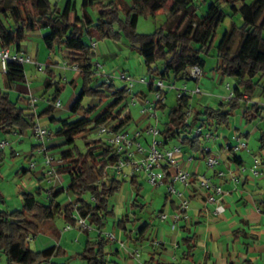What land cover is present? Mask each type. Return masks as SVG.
<instances>
[{"label":"trees","instance_id":"trees-1","mask_svg":"<svg viewBox=\"0 0 264 264\" xmlns=\"http://www.w3.org/2000/svg\"><path fill=\"white\" fill-rule=\"evenodd\" d=\"M167 1L131 0V4L127 5L123 0H81L79 15L72 0H67L63 8L52 5L49 0H0V51L8 49L19 53L29 34L46 29L47 33L42 37L45 47L52 52H66L67 64L77 66L84 80L70 109V114L77 117L65 122L51 117V107L36 114L32 108L19 105V100H11L7 92L0 90V133L23 134L32 127L36 117L47 116L53 124L62 122L55 131L49 132L50 138L53 135L63 140L57 157L62 164L56 166V173L59 177L66 176L69 179L65 189L55 191L51 188L48 191V206L38 201L37 194L22 191L20 210L0 212V253L6 257L7 264H51V259L60 255L58 251L55 253V247L32 251L27 241L28 237L39 232V224L49 213L57 193L66 190L76 198L74 204L65 208L66 219L71 227L76 226L73 218L76 214L92 229L101 231L106 220L113 215L109 199L119 192L123 181L110 174L109 169L119 155L103 139L84 149L78 147L76 140L87 132L109 124H113L110 129L119 130L132 120V116L128 109L129 93L126 85L117 88L112 83L107 86V83L97 84L92 79L96 68L92 62L93 47L89 43L91 29L101 40L124 41L141 57L147 74L145 79L149 82V93L153 90L152 83L155 80L169 86L173 85L174 80L189 81V69L198 67L202 70L205 57L212 50L215 51L216 60L213 71L221 78L236 81L229 100L220 102L216 108L203 106L191 121L187 119L190 95L177 96L176 104L170 108L164 101L160 102L157 109L166 112L160 129L164 146L177 141L179 146L188 145L192 151L204 156L200 148L202 139L193 134V125L199 123V127L212 133L218 127L228 128L233 110L237 107L243 108L244 122L250 124L258 120L264 123V105L248 102L244 96L245 91H254L259 87L264 93V0L250 3L245 0H198L209 2L202 13L195 5L196 0H170L172 3L165 12L167 20L180 9H185L191 17L185 28L180 33L158 29L150 35L138 34V18L141 15L154 16L164 9ZM28 2L35 14L25 10L24 5ZM88 7H96V19L88 14ZM70 14H73L72 21ZM235 17L241 20L239 26L234 22ZM226 19H230V29L224 30L220 40L212 45L216 29ZM235 31L239 39L236 49L230 53ZM87 38L89 41H86ZM23 65L13 60L6 61L4 75L8 88L25 81ZM105 90L111 91L107 94ZM135 95L138 97V92ZM85 96L96 98L98 104L94 107L82 106L81 99ZM25 102L29 103L28 100ZM52 102H57L56 96ZM259 130V143L264 149V129ZM40 148L41 144L36 146V149ZM2 158L0 151V163ZM232 158L239 161L236 154H232ZM104 176L106 180H102ZM134 178L131 183L136 185V191L132 205L137 206L140 185ZM86 196L92 197L94 201L84 199ZM109 240L100 235L96 242H87L81 253L82 258L89 264H103V249ZM191 241L192 237L186 240L187 248H190ZM188 251L191 252L192 248Z\"/></svg>","mask_w":264,"mask_h":264},{"label":"crops","instance_id":"crops-1","mask_svg":"<svg viewBox=\"0 0 264 264\" xmlns=\"http://www.w3.org/2000/svg\"><path fill=\"white\" fill-rule=\"evenodd\" d=\"M26 4H29L32 8L29 2ZM162 11L165 13L164 10L159 12ZM30 13L35 14V11ZM70 20H73V14H70ZM42 31L47 33L46 29H38L31 34L43 37L46 33ZM89 37L90 44L96 42V46L93 48L94 57L92 59V62H96L98 59L96 52L102 53V49H98L99 45L96 40V37L98 39L99 37L92 29L90 30ZM126 47L124 50L129 51L130 56L125 59L126 69H123V72L130 74L135 79L137 78V80L145 78L147 74L141 57L128 46ZM9 55H19L29 58L30 61L24 64H29L46 75L42 84L43 94L41 100H37L31 96L32 93L29 90H19L18 99H16L19 100V105L32 108L36 114L51 107L53 112L51 117L60 119L62 122L70 121L77 117V115L70 114V109L81 91L79 87L82 88L84 80L79 70H74L72 67L64 65L65 62L67 63L66 52L62 53L58 50L52 52L45 45L43 47L39 43L36 44L34 49L33 44L27 41L25 45H22L19 53L9 50ZM39 65L41 66L40 69ZM103 70L104 68H102V74L94 70L92 74L94 82L97 84L107 83V86L112 83L115 86L113 81H106V77L103 76L105 75ZM117 70L115 69V71ZM140 72H143V74ZM2 73L4 88L0 87V90L7 92L10 88L6 85L4 70ZM217 79L218 76L214 78V81ZM207 83L208 81H204L205 85H208ZM125 85L126 83L123 82V86ZM66 86H69L71 90L68 100L62 106L59 98L65 91ZM147 90V85L136 83L135 93L138 92V102L134 107L137 110H140L144 99L148 97L149 92ZM105 91L109 94L111 90ZM215 94L220 96L216 89ZM54 96L59 101L58 106L52 102ZM33 98L36 100L34 103H32ZM84 99L88 101L87 105L83 104ZM25 100H28L29 103L27 104ZM225 100L221 98L219 102ZM39 101L44 104L41 109L37 105ZM260 103H264V100ZM97 104L98 100L94 97L85 96L81 99V105L84 107H94ZM129 107L131 105H128V109ZM43 119H47L50 124H53L49 120V117L43 116L41 118L36 117L32 126L35 123L40 124ZM142 120L143 122L138 124ZM162 120L164 122L165 119L163 118ZM62 122L54 123V125H57L58 128ZM242 123L246 125L244 121ZM149 124L152 123L146 122V119L143 117L137 122L132 117V120L121 129L132 133L135 130L144 129ZM112 125L109 124L107 127H111ZM31 129L32 127L29 130ZM96 130L98 129L93 131ZM93 131L87 132L77 138L82 142V149L94 144L97 140H105V137L99 133L97 138L90 139L89 135ZM216 131H213V134L215 133L217 137L213 144V151L221 152V158L219 165L214 169L206 167L202 160L203 155L200 152L192 151L188 145L181 146L183 154L180 158V164L183 169L192 173L193 177L190 179L187 187L179 183H176L175 187L182 191L189 199L188 218L181 219L178 222L174 221L172 215L179 204V200L173 199L167 194L164 184L154 187V194H145L143 182H146V180L143 173H138L134 176L133 180L140 185V189L137 196V206L132 205L136 185L131 183L132 179L126 181L116 176L114 170L110 168L109 173L113 174L116 179L123 181L121 189L126 183L129 191L125 196L121 195L116 199L115 196L119 194L120 189L118 193L109 199V208L112 209L113 215L106 220L105 227L101 231L92 229L89 232H83L76 227L65 229L68 224L65 208L70 204H74L76 198L72 193L70 196V192L64 190L55 195L49 213L39 224V232L27 238L29 249L36 252L49 247H55V253L58 251L60 255L53 257L51 264H89L81 255L87 242L94 243L99 240L100 235L105 238L107 234H111L113 239H110L103 249V264H264V178H260V173H264V167L260 169L257 166L254 169L252 161L244 169L241 157L236 155L239 161H234L233 158L231 159L232 154L221 149L226 144L232 145L235 143V132L231 137H224V141L220 140V135ZM25 133L26 131L23 134L11 133L16 137L13 143L23 145L25 143ZM29 137L34 139L32 134ZM143 137L146 142H149V137L145 133H143ZM239 137H242L240 133ZM36 143H29L32 155L24 160L17 157L20 155L14 149H11L10 157H6L3 152L5 148L0 150L3 154L2 162L0 163V176L7 174L8 178L18 177L26 179V190L21 188L22 184L17 185V192H14L16 195L15 200H12L10 205L6 203L5 207H1L0 205V212L3 210H20L22 206L20 192L22 191L45 195V202L37 199L40 203L48 206L50 203L48 191L51 188L58 191L67 187H64L62 183L63 179H67L66 176L53 179L46 175V168L43 164L44 157L39 149H37V152L39 156L41 155L42 159L37 161L36 164L34 163L36 146L40 145ZM44 144H46L44 146L45 149L48 147L49 150L55 148L56 150H60L63 140L52 135ZM147 144L145 143V146ZM172 145H178V142L166 144L165 147ZM202 147L203 144H201L200 148L202 149ZM46 152L48 153V151ZM48 154L53 155L54 153L49 152ZM54 155L58 157L59 151H56ZM30 164H34V167L31 168ZM259 165H264V162H261ZM250 169L258 172V174L252 175ZM174 170V168H169L168 174L173 173ZM216 173H222V176L217 177ZM202 175L209 178L212 184L221 186L223 195L221 196L220 204L223 210L219 213L214 212L217 204L207 203V194L199 188L198 179ZM102 180H106V177L104 176ZM42 182H48L51 186L48 189L44 188ZM149 187L152 186L149 185ZM83 198L90 202L94 201L89 196ZM160 214H165L167 218L160 219ZM58 220L62 221L61 226ZM144 228L145 231L141 232ZM191 237L192 241L189 243V246L192 248V251L187 252V249L190 248H187L185 242ZM30 242L31 245L29 246ZM33 245L34 249L31 248ZM136 252L139 254L138 258L135 256ZM3 258L6 259L0 253V264H6Z\"/></svg>","mask_w":264,"mask_h":264},{"label":"rangeland","instance_id":"rangeland-1","mask_svg":"<svg viewBox=\"0 0 264 264\" xmlns=\"http://www.w3.org/2000/svg\"><path fill=\"white\" fill-rule=\"evenodd\" d=\"M49 1L51 2L52 5L57 4L59 8H63L67 0H49ZM72 1L75 3V9L77 13L80 15L81 14V0H72ZM123 1L127 5L131 4V0H123ZM252 1L253 0H245L246 3H250ZM171 3L172 2L170 0L167 1L163 9L164 12H166V9L171 5ZM208 4L209 2L203 3L202 1L199 2L198 0H196L195 2L196 7L199 8L200 10L199 13H202L203 9L205 10ZM24 8L28 12H34V10L30 7L29 4H25ZM87 12L93 19L97 18L98 11L96 7H88ZM190 20H191V17L189 13L187 12V10L185 9H180L176 14L171 15L168 20H167L166 14L163 13V11L158 12L154 16L145 17L141 15L138 18V22L136 25V32L142 35H150V34H153L158 29H163V30L169 29L171 31H177L178 33H180L185 28V26L190 22ZM234 22L236 26H239L241 23V20L240 18L235 17ZM228 29H230V19H226L223 25L218 26V28L216 29L215 35H214L212 45H215L220 40L223 31L228 30ZM42 32L46 33L44 31ZM238 39L239 37L237 35V31H235L232 43L229 47L230 53H233L234 50L236 49ZM96 40H97V44L99 45L98 49H102V53L96 52V55H97L96 57L98 58L97 59L98 64L101 65L102 68H104L103 72H105L106 76H111V79H112L111 81H113L116 87H121V85L123 86V82L117 77H115V74L116 73L120 74L121 72H123V69H126L125 59L130 56V52L124 50V48H127L126 43L124 41L118 42L115 40L105 41V40L98 39L97 37H96ZM27 41H30L33 44L34 49L37 43L41 44V46L44 47L42 37L29 34L27 40H25L23 45H25ZM86 41H89L88 38L86 39ZM110 46L113 47L114 52H113L112 47ZM215 65H216L215 51L212 50L209 56L205 57V65L201 70L202 76L199 78L198 82H192V81L185 82L183 80H174L172 88L170 89L166 88L165 94L163 96L164 97L163 100L167 108L173 107L176 104L178 92L180 90H183L184 88L190 92L189 95L191 96L190 109L187 115L188 121H191L193 119L195 113L199 111L201 107L210 106L211 108H216L219 106V103H220L219 100L221 98L227 100L236 81L232 78H221L217 73L213 71V68L215 67ZM115 69H118V70L115 71ZM2 71H3V68L1 65L0 87L4 88ZM24 71H25L26 80L24 82L15 83L10 89H8L7 92L9 94V97L14 101L18 99L19 90H25V91L29 90L32 93L31 96H33L37 100H41V96L43 94L42 84L46 78L45 73H42V71L41 72L38 71L35 67H32L29 64H24ZM101 73H102V70H101ZM140 73L143 74V72H140ZM216 76H218V79L214 81V78ZM202 81H203V84H202ZM204 81H208L207 83L208 85H205ZM226 84H229L230 86L229 89L226 88ZM197 87H200L199 93H195V89ZM79 89H81V87H79ZM215 89L219 92L220 96L215 94ZM70 90H71L70 87L66 86L65 91L60 95L59 100L61 101L62 106L68 100L69 98L68 95L70 93ZM192 91H194L193 94H191ZM150 95L151 93L148 94L149 98H150ZM244 96H245V100H247L248 102H258L259 104L264 105V103H260L262 102V100H264V93H262L260 87L254 91H249V90L245 91ZM87 103L88 101L84 99L83 104L87 105ZM37 105L41 109L44 104L43 102L39 101ZM129 110L135 122L142 119L140 110H137L136 107L131 106L129 107ZM242 112H243V108L241 107L235 108L233 110V114L231 115V118L229 121V127L228 128L218 127L217 131L216 130L214 131L218 132V134L220 135V140H224V137L226 136L231 137V135L234 134V132H235L236 137L239 136V133H240V135L242 136L240 137V140L246 144L247 148L238 151L236 155L243 159V163H244L243 168L246 169L245 167H247L248 164H251V162L255 158L258 159V161L264 162V149H262L261 144L259 143V138H260L259 129H264V123H261L260 121L257 120L250 124L245 122L246 125H244V123H242L243 122ZM165 115H166V112H163V113L160 112V123L158 125L159 129H161L162 127L161 123H163L162 119L163 118L165 119ZM142 122L143 120L141 122L139 121L138 124ZM146 122L152 123L154 125L153 120L148 121V119H146ZM198 124L199 123H196L195 125H193L194 128L197 127ZM40 125L46 127L48 131H55L57 129V125L50 124V122L47 119H43L40 122ZM25 134H26L24 136L25 143L23 145H18L16 143H13V141L16 139L14 135L0 133V141H5L7 143V145L4 147L5 149L3 150L6 157H10L11 149H14L15 151H17V153H19L18 155H20L17 157L21 158L22 160L28 159L32 155L29 143L32 144V143L37 142L36 144H39V142L35 137L34 139L32 137H29L30 134L33 135L32 129L29 131H26ZM98 136H99L98 130L93 131L89 135L90 139L97 138ZM173 143H177V142L175 141ZM76 144L78 145L80 149H82L81 148L82 142L80 141V139H77ZM56 151H59V150H56V148L50 149L48 150V153L51 152V153L56 154ZM36 152H37V149H36ZM36 152H35V158H34L35 164L37 161H40V159H42V157H40L41 155L39 156L38 152L37 153ZM258 167L261 169V167H264V165L262 166L258 165ZM250 170H251V174L253 175L254 171L252 169ZM260 176H261L260 178H264V173H260ZM62 183L64 187L68 186L69 179L68 178L63 179ZM21 184H22L21 188L23 190H26L25 188L26 179L18 178V177L8 178L7 174L5 176H0V205L1 207L2 206L5 207L6 203L10 205L11 201L15 200L14 198L16 197V195L14 194V192H17V185H21ZM143 184H144V193L152 194L155 188L149 187V185L145 181L143 182ZM42 186L48 189L51 186V184L48 182H42ZM128 191H129L128 185L125 183L121 191L119 192V194L115 196V198L117 199L118 196H121V195L125 196V194ZM69 194L70 196L72 195L71 192ZM37 198L43 202L46 201L45 195L41 193L37 195ZM58 223L60 226L62 225L61 220H58ZM30 245H31V242L29 243V246ZM31 248L34 249V245ZM3 260H5L7 264V260L4 258Z\"/></svg>","mask_w":264,"mask_h":264},{"label":"built area","instance_id":"built-area-1","mask_svg":"<svg viewBox=\"0 0 264 264\" xmlns=\"http://www.w3.org/2000/svg\"><path fill=\"white\" fill-rule=\"evenodd\" d=\"M91 46L94 48L96 42H92ZM7 60H13L18 63L24 64L29 62V58H24L19 55H9V50L0 51V61L3 70H5V63ZM65 66L72 67L74 70H78L77 66H70L66 62ZM94 66L97 72L101 73L102 66L98 62H94ZM39 69L41 66H38ZM106 81H110L111 76H106ZM202 76V71L198 67H192L189 69V80L198 82L199 78ZM115 77L124 81L126 83V88L129 93L128 104L134 106L138 101L135 95V85L136 83L148 85L149 82L147 79L142 78L136 80L130 74L121 72L120 74H115ZM153 90L150 92V98L147 97L144 99L141 108L140 114L143 118L148 120H153L154 125H148L144 129L135 130L132 133H128L126 130H112L111 127L101 126L98 128V133L105 137L110 145L113 146L115 152L119 157L114 161L113 166L111 167L114 170L116 176L121 177L122 179L128 181L132 179L136 174L143 173L145 176L146 182L152 186L157 187L164 184L167 194L173 198L179 200V204L175 211L173 212V219L175 222H178L181 219L188 218V209H189V199L188 197L180 190L175 187L176 183L182 184L187 187L190 183V179L193 177V174L189 171L183 169L180 164V158L183 154L182 147L179 145H172L165 147L160 135V129L158 127L160 123V111L157 109L160 102H163L164 95L163 91L165 89H170L172 86L167 85L166 83L155 80L152 83ZM226 88L229 89V84H226ZM200 92V87L195 89V93ZM187 89L180 90L177 96L189 95ZM194 91L191 92L193 94ZM232 97V92L227 100ZM36 100L33 98L32 103ZM56 106L59 105V101L55 103ZM194 135L200 136L203 144L204 156L202 160L207 168L214 169L220 163L221 152L213 151V144L217 137L210 131L205 130L202 127H195L192 130ZM33 136L41 144L39 149L40 153L43 154V164L46 168V175L49 178L57 179L59 178L56 173V166L61 165L62 161L57 157L50 155L46 152L44 148V143L50 138V132L44 126H41L39 123H35L32 126ZM143 133L149 137V142H146ZM235 143L232 145L226 144L221 149L222 151L228 152L229 154H235L242 149H246V144L240 140V137L237 136L234 138ZM145 143H148L145 146ZM7 145L5 141H0V150L4 149ZM259 165L258 159L253 160V168L256 169ZM30 167H34V164H30ZM169 168H174V172L168 174ZM258 172H254V175H257ZM217 177H221L222 173H216ZM199 188L202 189L206 195L207 203H216L214 208L215 213H219L223 210L222 205L220 204L221 196L223 191L220 185L212 184L211 180L205 175H202L198 179ZM49 194V192H48ZM220 196V197H216ZM93 200V198H92ZM160 219H166L165 214L159 215ZM76 222V228L81 231H90L92 227L84 220L79 218L76 214L73 216ZM71 225L67 224L65 229H70ZM108 239H113L111 234H107ZM135 256L138 258L139 254L136 252Z\"/></svg>","mask_w":264,"mask_h":264}]
</instances>
